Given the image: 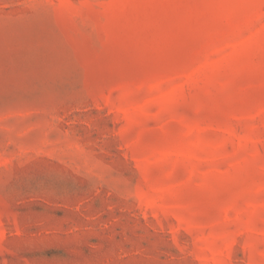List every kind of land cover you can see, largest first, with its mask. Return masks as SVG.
<instances>
[{
    "label": "rangeland",
    "instance_id": "obj_1",
    "mask_svg": "<svg viewBox=\"0 0 264 264\" xmlns=\"http://www.w3.org/2000/svg\"><path fill=\"white\" fill-rule=\"evenodd\" d=\"M0 264H264V0H0Z\"/></svg>",
    "mask_w": 264,
    "mask_h": 264
}]
</instances>
